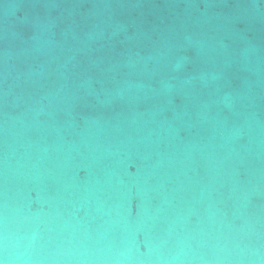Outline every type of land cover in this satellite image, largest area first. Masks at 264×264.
<instances>
[{
	"label": "water",
	"instance_id": "95a60500",
	"mask_svg": "<svg viewBox=\"0 0 264 264\" xmlns=\"http://www.w3.org/2000/svg\"><path fill=\"white\" fill-rule=\"evenodd\" d=\"M0 264H264V0H0Z\"/></svg>",
	"mask_w": 264,
	"mask_h": 264
}]
</instances>
